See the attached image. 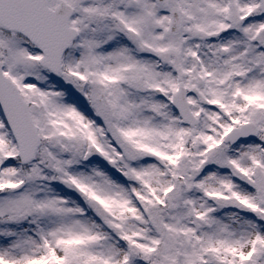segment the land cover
I'll return each mask as SVG.
<instances>
[{"label":"snow or ice","instance_id":"obj_1","mask_svg":"<svg viewBox=\"0 0 264 264\" xmlns=\"http://www.w3.org/2000/svg\"><path fill=\"white\" fill-rule=\"evenodd\" d=\"M0 264H264V0H0Z\"/></svg>","mask_w":264,"mask_h":264}]
</instances>
